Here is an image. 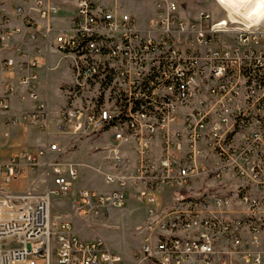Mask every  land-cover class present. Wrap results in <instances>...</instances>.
<instances>
[{
    "label": "built area",
    "instance_id": "built-area-1",
    "mask_svg": "<svg viewBox=\"0 0 264 264\" xmlns=\"http://www.w3.org/2000/svg\"><path fill=\"white\" fill-rule=\"evenodd\" d=\"M23 1L43 19L59 12L45 0ZM153 2L154 14L140 23L120 0L112 7L77 0L69 27L50 22L44 30L16 7L33 28L31 39L42 36L70 59L58 130L102 142L117 172L104 173L109 191L76 188L80 165L62 160L56 141L0 160V264H264V18L214 19L201 11L187 19L181 0ZM21 31L0 17L1 46ZM23 66L20 82L37 99L38 60ZM12 89L0 94V128L45 122L47 101L15 112ZM175 122L185 125V140L168 131ZM156 150L160 156L153 159ZM131 153L134 176L123 173ZM230 160L246 176L229 188L181 191L190 176L219 172ZM32 173H41L42 193L16 185ZM134 183L144 184L140 193L149 209L137 228L141 244L129 256L100 237L82 238L70 219L52 216V195H73L76 213L89 223L108 208L125 207ZM168 186L177 189L159 210ZM236 202L244 206L230 216L214 209Z\"/></svg>",
    "mask_w": 264,
    "mask_h": 264
},
{
    "label": "rangeland",
    "instance_id": "rangeland-1",
    "mask_svg": "<svg viewBox=\"0 0 264 264\" xmlns=\"http://www.w3.org/2000/svg\"><path fill=\"white\" fill-rule=\"evenodd\" d=\"M77 1V0H76ZM106 2V0H103ZM140 5H145L150 0H135ZM181 0L183 10H189L193 4H201L209 2L208 6L211 8L212 16L214 19L225 18L226 20H241L245 22H254L257 21L258 17L264 15V0ZM215 2V3H214ZM107 3V2H106ZM109 7L113 5L111 3H107ZM149 12L145 9H139L138 11V21L142 22ZM152 16V15H151ZM150 16V17H151ZM149 17V18H150ZM149 18L143 23H147ZM140 22V23H141ZM53 24V23H52ZM60 28V27H58ZM70 60L65 59L61 62L58 69L52 71L51 78V96L54 103H60L63 98L59 95L58 89L56 88L60 82H65L69 80L68 73L70 75V71L67 69L69 66ZM58 121V111L55 113H49L48 117L45 119V122L41 121L38 123H31L28 125H11L9 127L0 128V133L2 136L9 139L12 135V130H19L18 135L22 136L26 133L29 134V130L33 127L38 128L45 137L48 135L49 126L48 124L54 122L57 132L60 135H66L67 137L74 138V142L85 143L82 149V159L76 157V152L80 147L77 144H73L72 148L76 149L73 152V157L67 158L68 160L76 161L80 166H83L81 174L75 180V184L78 187H95L101 191H106L112 188V184L106 183L104 181V173H116L117 170L114 166L113 161V153L109 150H103V143L93 144L88 143L86 139H79L78 136H74L68 133H61L57 128ZM170 129L171 135L175 133V131H180L179 137L185 140V125L180 122L171 123L170 127H168V131ZM182 133V134H181ZM163 134L158 136V140H162ZM60 139L55 136L53 139L51 138L49 143ZM48 143V144H49ZM160 143V141H159ZM90 144L92 145L90 148ZM15 145V146H14ZM20 144L14 143V147H19ZM2 148L3 145H0ZM62 147V146H61ZM79 147V148H78ZM31 149V148H24ZM89 150V155L86 153ZM16 153V152H15ZM15 153L7 156L0 157V160L8 159L13 156ZM75 153V154H74ZM160 156V151L153 154V159H158ZM62 158V157H61ZM128 171H123L124 174L128 173L130 175H135L134 168L136 166V155H132V153L128 156ZM62 160H64L62 158ZM204 163H207L202 159ZM209 163L211 159L208 160ZM237 162L235 160H230L225 163L221 168L222 170L217 172H212V174H208L206 171H200L197 175H192L188 179L189 184H185L182 186L181 191L188 192L194 190H204L211 188H220L227 189L231 186V183L236 179L242 178V176H246V174L241 173L242 168L236 166ZM212 166V162H211ZM81 168V169H82ZM242 174V175H240ZM103 177V178H102ZM133 180V179H132ZM17 186L22 187L23 189L30 188L32 190L37 191L38 193H42L44 191L45 183L42 179L41 173H32L27 177L22 178L21 181L15 182ZM145 189L143 183L135 184L131 186L129 190V199L125 207L122 208H108L106 209V215H101L96 218H93L89 223H86L83 218L78 216L75 210V206L73 205V195L70 196H60L58 194L52 195V216L55 220H57L56 216L61 215L58 219L69 218L72 220L73 226L76 229L81 226L84 228L86 232H88L92 238L102 237L108 248L112 250H116L121 252L127 256L131 255L133 251L138 249L141 244L140 234L137 228L142 225L148 218V209L149 205L147 203V199H143L141 196V190ZM174 187H165L160 192L162 197L160 196V204L157 209L161 210L164 206L167 205L171 198V194L175 193ZM242 202H236L232 207L234 210L239 209V207H243Z\"/></svg>",
    "mask_w": 264,
    "mask_h": 264
},
{
    "label": "crops",
    "instance_id": "crops-1",
    "mask_svg": "<svg viewBox=\"0 0 264 264\" xmlns=\"http://www.w3.org/2000/svg\"><path fill=\"white\" fill-rule=\"evenodd\" d=\"M97 1L104 5H106L107 3H111L112 5H114V0H106L107 3L103 0ZM45 2L50 6L59 7V12L56 15L50 17V19L41 18L38 12L35 11L29 3H26L23 0H0V17L8 16L10 18L11 24L19 25L22 27V31L10 41L8 46L4 47L0 45V94H4L9 86L12 85L13 89L10 95L9 103L11 108L15 112L34 109L36 107L37 101L39 100L47 101L50 109L52 110V113L57 112L65 103V97L63 95L62 89L72 81V73L69 63V66H67V69L70 71V75L68 73V76L70 77L69 80L60 82V84L56 87L58 89L59 95L63 98V100L59 104L54 103L50 91L52 71L58 69L61 62L69 58L65 57L62 53L57 51L51 45V43L45 41L42 36H40L36 41L31 39L29 36V32L32 31L33 28L24 25L22 19H20L15 14L16 7L20 5L25 13L29 14L30 17L36 20L42 30H44L50 22L53 23L56 27L60 28H66L72 24L76 0H45ZM120 2L128 11L135 14L136 16H138L139 9L145 8L149 12V14L143 19L142 22L140 21L141 23L145 22L147 18H149L155 12L153 0H150V2L145 5H140L135 0H120ZM208 4L209 2L193 4L189 10H183L181 14L187 19H195L199 16L201 11H209L210 13H212L211 8L208 6ZM8 58H12L14 60L12 66H8L6 64ZM27 59L38 60V66L36 69L38 72V77L35 80L34 87H32L38 95L37 99L32 98L28 93V88L20 82V78L27 73V69H25V67L23 66L25 60ZM48 126L49 131L46 137L40 131H38V128L36 127L31 128L29 130V134H22V136L18 135L19 130H12V135L8 140H6V138L2 136V133H0V145H3L2 148L0 147V157H7L15 152L17 153L23 150L24 148L36 149L38 147L48 145L50 139H53L55 136H57L60 139H57L56 142L60 143V145L62 146L61 157L64 160L74 161L66 159V157H73V152L76 150L72 148L73 144H77L80 147V149H78L76 152V157L80 159L83 158L82 149L85 143L81 144L78 141L74 142V138L67 137L66 135H60L56 130L54 122L49 123ZM2 127L5 126L2 125L1 128ZM15 142L20 144L19 147H14L15 145L13 146ZM88 143L100 144L101 142L88 141ZM91 146L92 145L90 144L89 148ZM86 155H89V150ZM82 167L83 166L79 167V175L83 170ZM75 187L83 188L78 187L76 184ZM214 209L216 212H221L224 215L230 216L234 214L233 207L225 209H219L218 207H215ZM60 216L61 215L56 216L57 220H61L58 219ZM75 230L84 239L92 238L91 235L86 232L81 226L77 227Z\"/></svg>",
    "mask_w": 264,
    "mask_h": 264
},
{
    "label": "bare ground",
    "instance_id": "bare-ground-1",
    "mask_svg": "<svg viewBox=\"0 0 264 264\" xmlns=\"http://www.w3.org/2000/svg\"><path fill=\"white\" fill-rule=\"evenodd\" d=\"M263 6V8H264V5H262ZM262 18H264V15L263 16H260V17H258V19H257V21H259L260 19H262Z\"/></svg>",
    "mask_w": 264,
    "mask_h": 264
}]
</instances>
